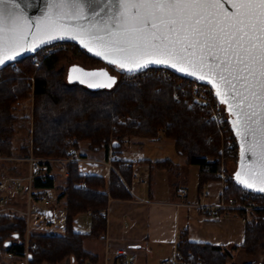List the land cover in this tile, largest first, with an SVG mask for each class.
I'll list each match as a JSON object with an SVG mask.
<instances>
[{"label": "trees", "instance_id": "16d2710c", "mask_svg": "<svg viewBox=\"0 0 264 264\" xmlns=\"http://www.w3.org/2000/svg\"><path fill=\"white\" fill-rule=\"evenodd\" d=\"M71 45V43H68ZM74 51L86 65L102 63L73 43ZM67 56L60 48L32 62L31 56L0 69V164L12 162V157L28 156L54 158L69 156V149L78 150L81 141H88L92 150L105 148L119 150L123 140L131 137H156L163 134L175 140L176 150L187 157L189 164L199 167L198 190L218 179L216 172L224 163V140L217 125L209 120L206 111L198 106L188 107V92L177 89L174 79H161L143 75L136 79L120 75L111 89L93 91L78 83H70L59 63ZM33 93L32 147L29 144L30 114H18V105L26 102ZM178 94V95H177ZM17 135L20 136L18 142ZM18 143V144H17ZM228 151L227 145H225ZM75 156V153H73ZM15 161V160H14ZM114 169L108 177L84 173L76 160L66 163L67 176L60 197L66 204L65 231L58 233H30V243L35 242L29 264H96L98 256L84 248L88 238H100L106 233L104 211L110 198H132L130 184L132 167L126 160H113ZM151 168L164 167L173 175L180 166L169 159L150 162ZM85 180V186L81 181ZM34 190L53 185V176L35 180ZM177 185L176 182L173 186ZM177 188V186H175ZM244 189L232 179L226 196L241 201ZM90 212L89 232L74 230L76 215ZM246 217L244 241L240 245L225 246L187 239L185 233L177 242L186 264H264V261H232L241 248L250 256L263 247L264 207L247 211L236 210ZM18 228V233L13 230ZM26 222L21 216L0 217V259L5 251L16 250L22 255ZM191 254V256H189Z\"/></svg>", "mask_w": 264, "mask_h": 264}, {"label": "snow or ice", "instance_id": "6c2138e0", "mask_svg": "<svg viewBox=\"0 0 264 264\" xmlns=\"http://www.w3.org/2000/svg\"><path fill=\"white\" fill-rule=\"evenodd\" d=\"M20 2L0 0V68L49 40L80 36L95 44L96 56L126 73L155 65L206 81L234 117L230 124L241 159L247 156L237 179L264 192L255 183L258 178L264 185V0H231V10L224 7L226 0H46L48 10L34 24L25 19ZM33 27L35 32L28 31ZM41 31L59 36L37 39ZM29 36L33 42L25 48L20 42ZM79 68L72 65L70 72ZM83 71L111 81L89 87L117 83L104 69Z\"/></svg>", "mask_w": 264, "mask_h": 264}, {"label": "crops", "instance_id": "0c3cea01", "mask_svg": "<svg viewBox=\"0 0 264 264\" xmlns=\"http://www.w3.org/2000/svg\"><path fill=\"white\" fill-rule=\"evenodd\" d=\"M171 139V141L166 139ZM119 150L109 149V157L105 148L92 150L88 141H81L80 148L75 150L74 160L80 164L84 173H96L108 177L111 169V157L126 160L132 167V181L130 192L132 198H110L104 211L107 225L106 233L100 238H88L84 241V248L98 256L96 264H162L163 259L171 257L176 249L178 233L184 231L188 240L217 245H240L244 241L246 222L242 216L233 211L230 213L217 212L214 215L202 213L201 204H216L221 199L222 184L219 180L209 181L204 189L208 191L203 196L193 188L188 187L190 174L199 177V167L189 164L183 154L177 159L161 157L159 151L163 145L175 140L160 132L156 137H131L123 140ZM176 148V147H175ZM16 162L20 161L12 157ZM169 159L181 168L179 174H172L164 167L151 168L150 162ZM2 160V159H0ZM14 163L12 168L18 170ZM82 167L86 170H82ZM8 169V168H7ZM6 170L0 167V176ZM22 172V171H21ZM68 172H60L53 168V185L43 190L51 199L49 214L53 215L55 204H66L60 197L63 183ZM172 175V176H171ZM143 182V183H142ZM185 191L183 196L177 194L175 186ZM26 202L24 192L17 193L11 200V205L19 211L24 210L22 204ZM18 213V214H17ZM21 216L20 212H15ZM84 214V217L81 215ZM22 217V216H21ZM65 218V215H64ZM91 225L90 212L80 213L74 219L73 228L79 232H89ZM83 228V229H82ZM29 233L30 227H29ZM237 249L236 259L250 260V256L241 255ZM238 260V259H237ZM252 260V259H251ZM158 262V263H157Z\"/></svg>", "mask_w": 264, "mask_h": 264}, {"label": "built area", "instance_id": "2783aa9c", "mask_svg": "<svg viewBox=\"0 0 264 264\" xmlns=\"http://www.w3.org/2000/svg\"><path fill=\"white\" fill-rule=\"evenodd\" d=\"M71 42L60 41L48 44L38 49L34 54L30 55L32 61H39L41 56H46L50 52L56 51L65 44ZM73 45V43H71ZM15 65V64H14ZM129 78H138L143 75H153L161 79H174L176 81L177 89L179 91H187L189 95V104L203 108L206 111L207 118L214 122L223 140L226 142L228 149L234 157L238 158L239 147L236 136L229 123V115L225 110V105L219 103V99L214 95V89L209 85L199 82L197 80L182 77L176 74L174 71L164 67H151L146 72L140 74H125ZM178 95V94H177ZM197 101L199 103H197ZM213 117H216L213 119ZM163 132V130H160ZM74 149H69V156L67 157H54L44 158L37 157L30 153L28 156L16 157L18 160H22L27 164L26 171L22 174H4L0 178V217L9 215L10 217L16 215L15 212H20L21 216L26 220V235L22 250V255L18 258L16 256V250L5 251V258L7 260H17L16 264H28L30 253L35 250L36 243H30L29 232V218H30V204L33 200L43 202L47 207L52 205V199L41 189L34 190L35 180H45L52 175L53 168H57L60 172H67L66 163L70 160H74ZM0 159H6V157L0 156ZM116 160V157H111L109 166L114 167L112 161ZM217 180L222 184L221 199L216 204H201L200 208L202 213L208 215L217 214V212L230 213L239 209L247 211H253L258 208L264 207V192H253L244 190V194L241 201H237L233 196H226V189L229 187L232 180V174L221 165L220 169L216 172ZM143 183V182H142ZM81 185L85 186V180L81 181ZM24 192L26 195V208L19 211L17 208L10 206V202L14 196ZM177 194L183 196L185 191L182 188L176 189ZM203 196L208 195V191L204 189L202 191ZM242 221L246 222V217L242 216ZM13 232L18 233V228H15ZM184 231L178 233V240L183 237ZM191 256V254H189ZM185 258L182 253L176 249L171 257L165 258L162 264H186ZM0 264H7L5 261H0ZM85 264H91L87 262ZM120 264H126L124 260Z\"/></svg>", "mask_w": 264, "mask_h": 264}, {"label": "rangeland", "instance_id": "374dc122", "mask_svg": "<svg viewBox=\"0 0 264 264\" xmlns=\"http://www.w3.org/2000/svg\"><path fill=\"white\" fill-rule=\"evenodd\" d=\"M66 46H63L61 48H63V50L65 52H67V56L60 61L59 63V68H63L65 70V72H67V69L69 68L70 65L75 64V63H79L85 67H101L102 63L96 64V65H86L81 58L78 56L79 53L74 51L73 46L70 44H65ZM40 61V60H39ZM39 61H32V62H39ZM11 68L16 69L18 68V64L14 63L11 65ZM113 74H115L117 76V81L121 78L120 75L117 71H112L110 70ZM3 80V74L0 72V83ZM118 83V82H117ZM31 97L26 101L23 102L21 104L18 105V114H30L31 115V120H30V137H29V144L30 147H32V114H33V110H34V98H33V93H31L30 95ZM17 140H15V143L19 141L20 136L22 135H17ZM166 140L171 141V139L167 138ZM225 142V141H224ZM18 144V143H17ZM226 143H224L223 146V160L222 162H224L222 165L231 173L233 174L236 166H237V157H234L230 150L228 149L229 152L226 151L225 148ZM159 151H162L163 154H161V157H170V158H174L177 159V157L181 158V155H179V153L177 152L176 148L174 147V145L172 143H167L166 145H163L161 147V149ZM12 162H15V164H17V168L18 170H16V168H12L13 165L11 162L9 163H3L0 164L1 169L6 170L5 173L7 174H22L23 172L26 171L27 168V164L20 160L18 162L12 160ZM193 166H197V165H193ZM8 168V169H7ZM84 168L82 167V170ZM86 170V169H84ZM83 170V171H84ZM22 171V172H21ZM191 179H188V187L193 188L194 191H197V187H198V182H197V177L194 176V174H190ZM172 176V175H171ZM1 178V176H0ZM11 205V202L9 204ZM23 208H26V202L22 204ZM14 207V206H12ZM16 208V207H15ZM18 214V213H17ZM64 215H65V210H64V205L63 204H55V207L53 208V215L49 214V207L45 206L43 204V202L38 201V200H33L30 204V218H29V227H30V231L33 233H58V234H62L65 231L64 228ZM9 216V215H8ZM82 217H84V214L81 215ZM10 217V216H9ZM13 217H17V215H13L11 216V218ZM26 222V220H25ZM83 229V228H82ZM26 235V233H25ZM29 238H30V233L28 232ZM241 255H245L244 258L246 257V253L242 250L240 251ZM236 253V252H235ZM234 253V258H232V261H240L241 260V256L239 258L236 259V255ZM250 259L255 260V261H264V242H263V247L258 249L257 252L253 255H250ZM0 261H5L7 264H16L17 260H7L5 258V253L3 252L2 254V258L0 259ZM158 263V262H157ZM29 264V262H28ZM92 264V263H91Z\"/></svg>", "mask_w": 264, "mask_h": 264}, {"label": "water", "instance_id": "95a60500", "mask_svg": "<svg viewBox=\"0 0 264 264\" xmlns=\"http://www.w3.org/2000/svg\"><path fill=\"white\" fill-rule=\"evenodd\" d=\"M18 2H20V0H18ZM224 7L227 8V9H229V10H231V0H226V3L224 4ZM20 9L23 10L25 19H27L30 23H33L34 24L35 21H37L40 18H42V16L44 15V13L47 12L48 7H47L46 0H22V2H20ZM28 31L35 32L36 29H35V27H33V28L29 29ZM49 34L50 35H53V36H57V37L59 36V33H57V32L45 33L44 31H41V32L37 33V39H47V35H49ZM82 40H83V43H82ZM60 41H66V42L76 43L80 48L86 50L88 52V54H90L91 56H93V57L101 60L102 63L105 65V66H101V67H85V66H83V65H81L79 63H75V64H72V65H78V66H80V68L79 69H74L71 72H70V67L72 65H70L69 68L67 69V72H66V79L68 81H69V77L70 76L74 77V79L70 83H78V84L84 86L85 88H88V89L93 90V91L102 90V89H111V88H107V87H89V84L103 85V84L110 83L111 81L107 77L103 76L102 74H100L98 72L95 73V74H93L92 72H85L83 70H99V69H104L110 76L115 77L116 78V81H117V76L114 75V74H112L107 67L114 68V70L117 71L119 74H125L126 73V72L120 70L116 65L108 63V61L106 59H104L102 56H96L94 53L96 51H98L99 49L95 46L94 43L89 42L86 38H82L80 36H78L76 39H71V38L65 36L62 39L61 38H57V39L49 40L46 44L39 45L35 50L25 51V52L21 53L19 56H17L15 58V60L7 62L6 66L8 64L12 63V62L19 61V60H21V59H23V58H25L27 56H30V55L34 54L38 49H40L43 46H46L48 44L55 43V42H60ZM32 42H33L32 41V37L29 36L27 38V42L21 41L20 43L23 44L25 48H28L29 45ZM85 43H87L88 46L93 49L92 52H89L88 51V48L84 47V44ZM15 50L16 51H19L18 48L15 49ZM9 55H11V52H9ZM154 66H152V67H154ZM3 67H5V66H3ZM156 67H162V66H156ZM2 68H0V69H2ZM168 69H171L176 74H178V75H180L182 77H186V78H189V79L197 80L195 77L186 75V74L181 73L179 71H176V70L172 69L171 67H168ZM126 74H131V73H126ZM80 80H83L84 83H80L79 82ZM197 81L202 82V83H205V84L209 85L210 87H212V85L209 84V83H207L206 81H200V80H197ZM116 84L117 83L113 84V87ZM213 89H214V91H216L215 88H213ZM217 98L220 99L219 97H217ZM226 108H227V105H225V109ZM226 112L229 115V123H230V121H232L234 119V117L231 115L230 112H228V111H226ZM230 126H231V124H230ZM236 139H237L238 147H239V155H238V160H237V166H236V169H235V171L233 173V180L235 181V183L237 185H239L240 187H242L245 190L253 191V192H260V191L255 190V189L246 188L244 186V184H242L240 182V180L237 179V177L235 175L236 173L241 172L242 165L244 163H247L248 162L247 156L243 160L241 159V146H240L239 139H238L237 136H236ZM244 178L247 179L249 182H252V180H253V178L251 176H247V177H244ZM255 183H256V187L257 188L258 187H261V186H264V185H261L260 184L258 178L256 179Z\"/></svg>", "mask_w": 264, "mask_h": 264}, {"label": "flooded vegetation", "instance_id": "af4514ba", "mask_svg": "<svg viewBox=\"0 0 264 264\" xmlns=\"http://www.w3.org/2000/svg\"><path fill=\"white\" fill-rule=\"evenodd\" d=\"M102 66H105V65L102 63ZM106 67H107V66H106ZM107 68L109 69V71H110V70L115 71L114 68H112V67H107ZM110 72H111V71H110ZM111 73H112V72H111ZM112 74H113V73H112ZM114 75H115V74H114Z\"/></svg>", "mask_w": 264, "mask_h": 264}]
</instances>
